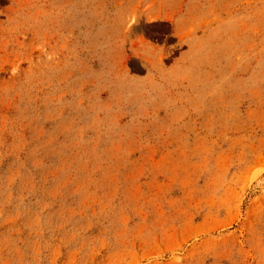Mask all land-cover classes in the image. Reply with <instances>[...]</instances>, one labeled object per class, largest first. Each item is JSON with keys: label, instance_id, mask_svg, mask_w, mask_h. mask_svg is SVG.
I'll use <instances>...</instances> for the list:
<instances>
[{"label": "rangeland", "instance_id": "rangeland-1", "mask_svg": "<svg viewBox=\"0 0 264 264\" xmlns=\"http://www.w3.org/2000/svg\"><path fill=\"white\" fill-rule=\"evenodd\" d=\"M0 264H264V0H0Z\"/></svg>", "mask_w": 264, "mask_h": 264}]
</instances>
